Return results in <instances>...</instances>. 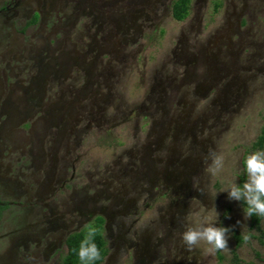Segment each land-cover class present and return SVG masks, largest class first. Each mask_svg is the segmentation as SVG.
<instances>
[{"label":"rangeland","instance_id":"rangeland-1","mask_svg":"<svg viewBox=\"0 0 264 264\" xmlns=\"http://www.w3.org/2000/svg\"><path fill=\"white\" fill-rule=\"evenodd\" d=\"M88 1L99 6L98 12L87 6L77 8L80 0H0V203L8 206L0 219V264H61L66 250L59 254L52 247L57 235L47 223L52 220L51 209L68 223L76 215L80 218L83 210L73 196L91 198L95 190L87 185L95 174L117 169L121 158H131L143 147L151 131L150 113L156 110L147 100L154 83L161 75L174 76L171 84L177 90L179 80L185 78L187 67L179 66L176 58L184 48L180 40L185 35L191 39L189 44L198 40L197 47L205 44L206 52L210 49L204 63L222 70L223 78L200 94L194 92L198 86L179 85L180 92L168 88L163 104L168 116L183 113L184 104L177 103L189 92L187 109L192 104L194 116L208 113L209 117L185 141L183 136L177 140L175 158H191L193 175L181 191L169 187L156 196L153 192L141 208L138 226L146 227L164 216L166 243L175 241L152 264H175L180 253L193 264H236L235 253L241 264H264V219L262 230L254 228L251 218L245 219L241 201L230 200L223 191L233 182L240 184L242 177L247 179L245 159L255 152L252 144L264 125V0H192L190 16L182 22L173 18L166 0H150L149 5L148 0L138 5L137 0ZM107 3L111 6L100 8ZM35 13H40V19L30 25ZM95 15L90 34L100 31L98 44L84 59L86 44H92L83 37L84 25L92 24ZM131 15L138 16L140 27L126 23ZM118 25L124 26L122 33L130 32L127 44L119 47L122 54L116 55L111 41L117 37L112 39L110 32ZM83 60L89 62L87 67ZM171 64L174 72L169 70ZM89 70L112 75L102 78L100 88L98 84L90 88L105 97L107 104L100 106V113L112 122L81 121L64 128L45 112L61 101L63 93L77 107L90 108L89 99L77 96L89 91ZM204 70L202 66L197 72ZM224 90L232 93L226 101L221 100ZM60 130L65 136L75 134L69 139L59 137ZM173 135L165 139V147L174 141ZM210 149L225 160L215 176L207 171ZM164 160L167 166L171 159ZM146 193L147 200L150 194ZM179 193L188 196L184 199ZM177 198L182 211L171 217L169 205ZM206 218L229 229V250L208 254L204 242L187 250L182 232ZM238 235L244 239L240 245ZM128 261L126 255L114 264Z\"/></svg>","mask_w":264,"mask_h":264},{"label":"flooded vegetation","instance_id":"flooded-vegetation-1","mask_svg":"<svg viewBox=\"0 0 264 264\" xmlns=\"http://www.w3.org/2000/svg\"><path fill=\"white\" fill-rule=\"evenodd\" d=\"M166 1L172 10L175 0ZM142 2L141 0H137L136 4H143ZM149 2L150 0H148V5L150 4ZM90 4L92 3H90L88 0H80L77 8H83L87 6L92 9V12H98L99 6L96 7L95 5ZM106 6H111V4H101L100 8L102 9ZM8 9L9 8H6V10ZM138 11L139 10L136 12L138 13ZM86 14L89 13L84 12L83 15ZM96 18L97 16L95 15L94 20L91 19L92 24L87 22L84 25L86 32H83V37H88L92 41L91 45L86 44L85 46V48L88 47L89 50L82 54L84 59H87V56L90 55V53L94 51L95 46H97L96 43L98 44L100 31L97 30L95 35H93L94 37L90 34L92 32L91 28L93 27V21H95ZM128 18L129 19L126 23L132 22L133 26L137 25L140 27L138 25V16L136 17L131 15ZM39 19L40 13H35L30 25H36ZM103 19L105 20L107 18ZM197 20L199 25L200 20ZM127 26L128 30L132 28V24ZM123 28L124 26L120 27L118 25L115 26L116 30L113 29L116 31L115 33L113 30L110 32L112 39L115 36L117 37L116 40L111 41L113 47L117 49L113 51L116 55L122 54V51L119 50V47L122 44H127L128 42L126 37L129 35L130 31L124 30L125 32L122 33L121 30ZM139 32H142L141 29ZM221 38H223V36H221ZM190 40L191 39L186 35L180 40V43L184 46V48L180 54L176 56V58L179 59L177 63L179 62L178 65L180 64L182 67L185 66L187 69H185L183 73L185 78L179 80L177 90L180 92L179 85L181 87L198 86L197 89L195 88L194 92L195 94H200L204 87L209 84H214L223 78V76H221L222 70L217 72L212 68V66H210V64L205 65L204 55H206L207 52L209 53L210 49H207L206 52L205 44L200 45L199 48L196 46L199 44L198 40H196L195 43L189 44ZM103 41L106 42V39L103 38ZM208 57L209 56H207V58ZM234 63L236 62H233L232 64ZM86 64H89V62L83 60L84 67H87ZM212 64H216V62ZM201 65L205 70L199 73L197 71L200 67H202ZM173 66L174 64H171L169 66V70L174 72L175 66ZM95 69L96 68L93 70ZM93 70H89L88 72V75L90 78H92V81L89 82L86 80L87 86H89V91H85L88 89L87 87H83L82 90H84L85 93H78L77 95L78 98L82 96L81 100L89 99L90 108H84L81 106L77 107L74 103H71L70 100L67 101V99L64 97L65 94L63 93L61 96V101L58 102L54 107L47 110L45 114H47L52 120L59 121L64 126V128L72 127L73 123L80 124L81 121H88L90 125H106L111 123L112 119L108 120L105 118L104 114L100 113L102 111V109L100 110V106L107 104L104 99L105 97H98L96 89L90 88H92L95 84H98V87L100 88V85H102V78L106 79V75H112L111 73L107 74V71L101 70L99 72H93ZM215 71L216 73H214ZM224 71L226 72L227 68ZM160 77L162 79L159 81L157 79V82L154 83L152 91L149 94L150 96L147 98V100H149L150 106H156V110L155 112L150 113V117H152L153 120L151 123V131L147 140L143 144V147H141L139 150H136V155H133L131 158H121V161L116 164L117 169L107 173L104 172L101 174H95L87 185L90 190H95L94 195H90L91 198H85L86 196L83 195V198L79 199V194L73 196V199L72 196L70 197L73 202H76L79 207H82L84 213L79 210V216L81 219L76 215L74 216V219L68 223L64 215L55 217V214L51 209L50 217L52 220H49L47 223L51 226L50 230L56 232L57 242L52 245V247H56L59 254H61L64 249L67 253L66 240L72 233L80 232L89 225L97 224L100 220H102L103 234L107 248V255L101 264H114L117 259L125 257L126 255H128L129 264H152L161 258V250H163L168 244H170V246L171 244H174L175 241H169L166 243L167 236H165V228L167 227V222L165 221L164 216H161L159 221L152 222V224L147 225L146 227L145 225L139 227V220L137 218L139 217L138 215L141 212V208L147 204L149 199H151L153 192L156 196L162 191V189L166 190L169 187L174 188V190L181 191V189H183L184 182L188 179L189 175H193L192 171L195 164L192 163L191 158L186 159L185 161H180L179 158H175L179 152V144L177 143V140L178 137L183 136L185 141V139L188 138L190 134L197 130L201 122H204L206 119H208L209 114H199L194 116L193 105H190V109H187L188 107H186L188 104L187 98L189 99V92H187L181 96L179 102L177 103L178 106L181 103L184 104L185 110L183 113L180 114L177 111L175 115L173 114L172 116H168L169 114L165 113L163 107L168 88H171L170 90L172 92L177 90L175 89V86L173 87V84H171V82L174 81V76L165 78V76L161 75ZM234 79L238 78L234 77ZM232 83L235 84V81L233 80ZM226 91L228 92V95ZM226 91L221 100H228L229 95L232 94L230 91ZM159 111L161 116L160 120L157 121L155 116ZM173 132V144L171 143L168 147H165V139L168 138L170 133ZM73 134H75V132H71L69 135L66 134L65 136L64 131L61 132L60 130L58 136H64L65 138L69 139ZM164 159H171L167 160L169 161L167 162V166L166 163H164ZM87 186L85 187V190L88 188ZM145 193L150 194L148 195L147 200L145 199L146 196L143 197ZM179 196H182L185 199L188 194L183 195V193H179ZM65 205L67 204L63 203V206ZM0 206H5V204L0 203ZM7 207L8 206L6 205V208L2 211L1 215L6 211ZM169 209V211H172L171 217L182 211L180 203L178 202V198L177 200L172 201V203L169 205ZM174 223L175 221H172V219L169 222L170 225L172 224L171 226H173ZM75 225L78 227L77 230L73 228ZM54 235L51 236L54 237ZM56 244L58 245L56 246ZM176 259L177 260L175 261V264H193L185 257V255H183V253H180Z\"/></svg>","mask_w":264,"mask_h":264},{"label":"clouds","instance_id":"clouds-1","mask_svg":"<svg viewBox=\"0 0 264 264\" xmlns=\"http://www.w3.org/2000/svg\"><path fill=\"white\" fill-rule=\"evenodd\" d=\"M208 160L210 162L207 164V171L211 175L215 176L223 170L224 157L215 150H209ZM245 169L247 179L242 184L233 182L223 191L228 192L230 200L242 201L246 205L245 219L252 216L264 217V151H255L247 155ZM228 231V228L217 226L206 218L195 227L186 226L181 234V240L189 251L204 242L208 245L205 251L208 254H215L229 250ZM95 234L96 230L90 229L80 243L78 256L82 264H94L101 258L100 249L94 241Z\"/></svg>","mask_w":264,"mask_h":264},{"label":"trees","instance_id":"trees-1","mask_svg":"<svg viewBox=\"0 0 264 264\" xmlns=\"http://www.w3.org/2000/svg\"><path fill=\"white\" fill-rule=\"evenodd\" d=\"M191 4H192V0H175L172 9L174 19L177 21H185L190 15ZM220 5L221 4H218V7ZM252 149L255 151H264V125L261 128L260 134L253 142ZM245 180H246L245 176L242 177L240 184H242ZM241 205L243 206V208L246 207V205H244L242 201H241ZM5 208L6 206H0V215ZM263 219L264 217L252 216L251 221L253 227L256 228L257 230H262L261 223ZM90 229L96 230L94 241L97 244L98 248L100 249V253H101V258L95 261L94 264L103 263L107 255V248L103 234V224H102V220H100L97 224L89 225L87 228L83 229L80 232L72 233L67 238L66 240L67 253L62 258L61 264H82L78 256L79 246L81 241L85 238L87 232ZM237 240L239 245L244 241V239L239 235L237 236ZM220 257H222L221 254ZM235 262L236 264H241L236 253H235Z\"/></svg>","mask_w":264,"mask_h":264}]
</instances>
